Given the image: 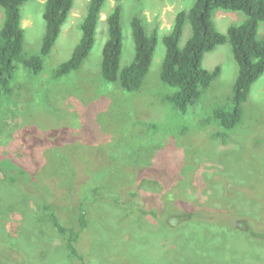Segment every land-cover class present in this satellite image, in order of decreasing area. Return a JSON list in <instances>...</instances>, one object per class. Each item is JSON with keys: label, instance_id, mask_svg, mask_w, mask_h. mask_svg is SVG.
<instances>
[{"label": "rangeland", "instance_id": "374dc122", "mask_svg": "<svg viewBox=\"0 0 264 264\" xmlns=\"http://www.w3.org/2000/svg\"><path fill=\"white\" fill-rule=\"evenodd\" d=\"M45 1L32 0L20 7L26 58L39 53ZM87 1L75 0L60 37L43 59V71L34 76L17 64L10 82L12 94H0V154L7 153L6 178L0 177V251L5 252L0 254V264H80L68 257L62 236L48 222L40 221L43 200L29 194L27 175L16 177V164L32 168L33 163L42 165L38 173L42 196L54 205L61 222L76 223V205L85 203L88 225L77 244L84 264H264V75L251 88L242 122L223 143L217 137L219 129L200 131L196 125L232 98L237 65L228 44L205 54L204 68L219 67L221 72L192 110L182 115L162 101L173 92L160 81L166 51L163 38L176 14L187 11L193 0L121 1V68L134 58L132 18H141L149 32L157 33L152 65L137 93L124 92L100 78L107 39L105 18L116 5L114 0H105L90 55L78 71L54 79V71L69 59L80 40ZM214 19L218 30L226 33L245 18L218 11ZM3 21L0 8V29ZM258 32L264 36V23ZM190 34L186 25L180 47ZM31 127L37 128L38 137L32 131L21 134V129ZM59 128L62 146L45 147L46 133ZM91 143L96 149L107 146L96 150ZM92 154H102V162L112 163L110 173L99 179L110 188L101 189L102 195L94 198H82L91 185L77 192L83 178L75 167L94 165L96 155ZM132 163L144 168L152 165L150 175L160 182L144 183L140 196L170 208L177 193L170 215L180 217L124 211L111 203L118 198L119 185L133 176ZM61 187L68 191L66 195ZM184 211L208 218L196 220L181 215ZM245 218H251L254 225Z\"/></svg>", "mask_w": 264, "mask_h": 264}, {"label": "trees", "instance_id": "16d2710c", "mask_svg": "<svg viewBox=\"0 0 264 264\" xmlns=\"http://www.w3.org/2000/svg\"><path fill=\"white\" fill-rule=\"evenodd\" d=\"M30 1L32 0H0V8L4 11V21L0 29V94L4 96L12 94L10 82L13 79L17 64H23L34 76L43 71V59L50 55L75 3V0L45 1L42 14L45 22V33L40 50L38 55L26 58L23 55L24 30L21 26L20 7ZM114 1L116 5L105 18L107 39L102 49L99 69L100 78L102 82L117 85L124 92L137 93L141 90L152 65L158 41L157 33L156 30L149 32L141 18H132L131 37L134 44V58L129 65L121 68L123 39L121 26L122 0ZM104 2L105 0L87 1L86 14L79 25L80 40L69 59L54 71V79H60L78 71L90 55L94 47L96 30L101 19L100 14ZM218 11L240 13L245 19L239 25L229 26L226 33H221L216 27L214 19ZM261 23H264V0H193V4L187 11L178 12L169 33L163 38L166 51L161 65L160 81L163 85L173 90L172 93H167L164 96L162 99L163 103L171 104L182 115L192 110L221 72L219 67L212 71L204 68L205 54L213 52L224 44H228L237 65V76L232 88V98L226 107L215 109L207 118L202 120V123L199 122L196 125L200 131L205 128L216 127L219 129L217 137L223 143H226L229 134L242 122L243 106L248 100L252 86L264 75V36L261 37L258 32ZM186 25L190 27L191 34L185 45L180 47V41ZM95 123L98 125V122ZM29 129H21V134L26 136L27 132L32 131L38 137L36 127ZM16 134L18 133H13L14 136ZM46 134L49 139L48 145H45V147L62 146L64 140L62 141L63 135L60 128ZM91 145L94 147L92 143ZM106 146L104 144L100 145L98 149L94 148L96 150H104ZM94 155H96L94 165L85 163L80 168L75 167L76 174L78 173L83 178V181L77 184V192L84 191L87 186L91 185L90 191L85 192L81 196L82 198L88 196L94 198L97 195H102L101 189L106 192L110 188V186L104 185L99 179L110 173L113 167L112 163L102 162V154L101 156L92 154V156ZM5 156H7V153L0 154L1 178H6L7 174V169L4 166V162L7 161ZM98 162L100 165H98ZM41 167L42 165L37 163H33L32 168L16 164V177L22 178L24 174L27 175L24 177L28 179L29 194L40 195V199L43 200V205L40 206V212L43 217L40 221L48 222L62 236L66 253L70 259L84 264L83 256L79 254L77 244L81 234L87 229L88 225L85 203L80 200L81 202L76 205V223L61 222L54 205L44 200L42 196L43 188L38 174ZM129 167L133 176L126 178L124 183L119 185L118 198L117 200L112 199L111 203L114 206L116 204L124 208V211H134L136 209L142 214L153 215L152 208H155V206L150 203V201L153 203V200L140 196L139 193L142 192L141 187L143 188L144 183L158 185L160 184L159 179L154 174L150 175V171L153 170L150 164H147V167L144 168L132 163ZM147 170H149L148 176L146 174ZM140 173L144 177H155L156 180L152 182V178L141 177ZM134 177L135 181H133ZM124 185L125 187L121 189ZM62 190L65 195L68 193L63 187H61ZM69 195H71L70 192ZM99 199H102V197ZM104 200L109 201L106 198ZM159 209H161L160 206ZM161 213V216L156 214L155 216L160 218L169 217L165 212L162 211ZM170 217L177 218L180 216ZM194 218L196 220L199 219L198 216ZM221 223L228 224L227 221H222ZM249 232L254 234L251 231ZM254 235L258 237L256 234ZM11 247L8 246L6 249ZM3 253L5 252L0 251V254Z\"/></svg>", "mask_w": 264, "mask_h": 264}, {"label": "flooded vegetation", "instance_id": "af4514ba", "mask_svg": "<svg viewBox=\"0 0 264 264\" xmlns=\"http://www.w3.org/2000/svg\"><path fill=\"white\" fill-rule=\"evenodd\" d=\"M143 195V194H142ZM174 195V197H173V199H172V201H171V204L169 205L170 206V208H165V206H162L161 204H159V205H157V204H154V202L152 203L151 201H150V203L152 204V206H155V208H152V212H154L156 215H160L161 216V212L163 211V212H165V214L166 215H169V216H177V214L176 215H170L171 214V207L172 206H174V198H175V196L177 195V193H175V194H173ZM159 206H160V208L161 209H159ZM162 210V211H161ZM193 212H196L195 210H192ZM77 212V211H76ZM209 212V210L208 209H206V213H208ZM173 213V212H172ZM196 213H198V212H196ZM196 213H191V212H186V211H184L183 213H180L181 215H185L186 217H194V214H196ZM196 216H202V215H200V214H197ZM195 216V217H196ZM233 216H236V213L233 215ZM202 217H204V218H208V217H206V216H202ZM239 217H241V216H239ZM245 220L246 221H251V224H253V222H252V220H251V218H250V220L248 219V218H245ZM237 221H239V223L242 221V220H237ZM245 222V221H244ZM223 225V224H222ZM224 226H227V227H231L230 225H224ZM238 231H240V230H238ZM249 233V232H248ZM254 241H260V240H257L256 238H254Z\"/></svg>", "mask_w": 264, "mask_h": 264}]
</instances>
